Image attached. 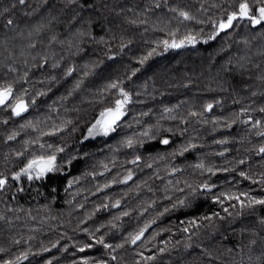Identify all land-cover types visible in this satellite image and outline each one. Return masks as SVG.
Listing matches in <instances>:
<instances>
[{
    "label": "trees",
    "instance_id": "16d2710c",
    "mask_svg": "<svg viewBox=\"0 0 264 264\" xmlns=\"http://www.w3.org/2000/svg\"><path fill=\"white\" fill-rule=\"evenodd\" d=\"M14 2L15 0H0V11L11 8ZM90 2H94L97 7L107 3L109 9L125 8V11L119 15L108 9L94 12V18L99 17L93 25L95 39L85 36L81 38L82 42L70 36L74 27L68 24L71 6L65 7V0H48L47 4L43 0H26L24 6L16 3V7L9 14L13 16L15 23L9 28L4 27L5 17L0 16V84L15 80L16 90L27 88L29 99L41 89L46 93L38 96L36 103L30 105L28 112L22 117H10L7 124L2 120L9 116V112L0 108V171L8 173L18 170L30 152L38 149V145L24 148L23 142L26 139L39 136V132L31 127L20 128L25 120H38L39 127L45 131L54 122L58 124L64 119L72 122L62 132L40 137L43 142L65 146V151L58 154L59 162L64 168L62 173H50L42 180L31 182L26 178L20 182L10 181L8 188L0 191V215L4 217L0 219V246L8 249L7 252L0 253V259L7 258L30 244L33 250L43 245L48 246L50 251L30 257L24 264H38L45 259H52L53 264H71L80 255L110 260L107 250L101 245H95L84 253L77 252L74 241L94 243L86 233L78 229L87 227L90 231H95L103 224L104 227L97 234L107 233L106 241L115 244L124 239L127 233L137 231L146 221L152 219H155V223L149 225L141 241L136 245L126 244L123 248L116 249L115 255L119 264H136L139 259L138 251H143L145 255L156 254L157 259L149 264H195L197 258L207 264L209 258L201 255V244L216 248L220 252H223L225 246L233 247L235 255L239 252L235 245L242 239L243 243H247V234L242 238L239 229L242 226H254L258 217L264 215V206L258 205L255 210L246 209L243 216L235 219L228 217L224 221H217L216 231L211 227H202L199 234L193 236V244L189 249L184 248V237L188 234L181 231L187 220L211 211H221V206L212 202L211 193L189 196V206L170 209L159 217L157 213L188 193L185 181L197 183L210 177V182L216 184L213 193L232 188L237 191L250 190L253 195H264V190L258 184H253L238 174L240 170L256 175L264 172V154H257V148L264 143V137L257 136L255 129L239 120L230 128H225L219 125L227 123V120L221 119L215 130L212 122V117L232 118L241 107L257 109L248 114L254 118H264V113L258 110L264 104V81L259 79L264 74V52L260 51L264 42L257 38L250 45H245L240 37L247 36L251 39V34L247 29L241 28L229 35L221 33L215 40L207 43L198 41L196 46H185L167 52L161 48L158 54L140 65L135 57L155 47L153 40L167 38L166 32L152 27L158 19L170 22V27L179 26L180 33L186 28L196 31L203 28L201 35H208L210 24L202 25L196 21L181 23L176 19V13L165 6L164 0H160V8H155L152 0ZM214 2L223 0H167V5L186 8L195 16L206 19L218 12L211 7ZM201 3L209 9L207 13L199 11ZM146 4L151 8L146 13L149 24L128 23L125 17H133L134 13L127 9L143 11ZM104 16H107V20L103 19ZM41 23L48 27L38 36L29 37L28 32ZM102 24L104 27H101ZM145 28L148 30L145 31ZM52 34H56L58 40L73 39V47L69 48L67 43L49 44ZM121 35L132 40L123 52L119 49ZM100 36L105 38L103 42L99 41ZM113 36L116 39H112ZM30 40L37 41L34 49L27 47ZM75 43H79L83 51L77 52ZM109 51L116 52L117 56L109 59L105 55ZM43 56L48 57V63L41 66ZM241 56L247 58L246 61H241L245 64L244 69L236 64ZM25 60L28 61L27 65ZM229 60L232 61L231 64L228 63ZM55 61H59V66L53 68ZM8 64H12L17 71H9ZM93 64L96 67H92ZM68 66H74L75 71L70 76H65L64 71ZM134 67L140 70L130 79H125ZM225 68L231 71H225ZM25 71L29 73L27 83L17 79ZM86 71L89 74L84 76ZM52 76H55V80L50 79ZM117 77L123 79V86L133 93L132 103L127 106L125 116L118 122L115 132L94 139H83L87 134V126L103 106L96 97L103 95L106 98L105 105L111 104L117 98L115 90L109 93L99 91L107 81ZM77 80L83 82L80 88L74 89ZM70 90L71 96L68 95ZM253 92L256 93L255 96L252 95ZM207 101L218 103H214L210 112L204 111L203 117L188 116L186 123L179 118L160 119L165 106L179 105L174 109V115L180 117L187 116L192 108L203 111L202 105ZM205 118L208 123H200ZM158 121L163 128L155 139L141 136L149 124L156 125ZM73 127L76 128L75 132L71 131ZM169 127L174 131L169 133L164 130ZM13 130L18 131L19 135L9 141L6 136ZM152 131L155 133L156 129L153 128ZM162 135L170 137L168 145L160 143ZM127 136L142 139L143 144L128 148L121 143ZM224 137H228V141L220 144L218 141ZM189 140L196 145L194 148L188 149L183 155L179 152L172 155ZM224 148H228V151L220 155ZM15 151H24V156H15ZM69 154L76 156V159L71 165L63 164V158ZM137 154L142 156L138 166L131 163L133 156ZM240 159H245V163L238 164ZM201 160L208 165L231 167L235 170L218 172L214 176L207 172L201 175V170L195 167ZM149 163L151 167H146ZM104 165H107V169ZM176 166L181 170L171 173L169 169ZM129 168L135 173L132 180L100 187L113 178L120 181ZM74 178L75 182L69 187L68 181ZM18 188H23V191H18ZM181 188L184 192L178 190ZM169 196L171 200L167 198ZM116 199L121 200L119 207L112 206ZM100 204H108V207L98 209L97 205ZM142 208L147 211L141 212ZM126 210L129 211L127 216H119L120 212ZM229 210L234 211L231 208ZM113 217L118 219L113 221ZM109 221H113L118 227H112ZM181 221L185 224L182 225ZM162 228L165 231H160ZM153 233H156L155 238L148 240ZM221 233L228 239H222ZM13 238L20 239L21 243L14 244ZM57 240L60 241L59 245L52 248L51 244ZM161 241L180 243L170 251L160 254L158 248L165 246ZM64 244H68L66 252L62 250ZM141 244L144 246L141 247ZM260 251L256 247V254ZM233 255L225 254L220 260H212V264H232ZM235 258L236 261L239 260L238 255ZM110 264H117V261L110 260Z\"/></svg>",
    "mask_w": 264,
    "mask_h": 264
},
{
    "label": "snow or ice",
    "instance_id": "6c2138e0",
    "mask_svg": "<svg viewBox=\"0 0 264 264\" xmlns=\"http://www.w3.org/2000/svg\"><path fill=\"white\" fill-rule=\"evenodd\" d=\"M45 4H47L48 0H43ZM16 3L21 6L26 4V0H15L12 4L11 8H4L0 11V16L5 17L6 23L4 24L5 28H9L10 26H14V18L12 15V10L16 7ZM165 6L169 7V11L176 13V19H178L181 23L185 21H196L198 24H210V32L208 35H201L204 32V29L201 28L199 31L193 30L191 28H186L183 33H180L179 26L170 27L168 21L158 19L156 22L152 24L154 29H158L159 31L166 32L167 38H161L157 40H153L152 44L155 47H152L146 51L145 54L135 57L138 64L143 65L145 62L152 57L154 54H158V50L162 48L164 52H167L169 49H180L187 45L195 46L198 41L203 40L207 43L209 40H215L221 33L225 35H229L231 33L236 32L237 29H247L251 34V39L247 36H241V40L245 45H250L252 40H256L260 38L262 42H264V0H223V2H214L211 7L217 9L218 12L215 16H208L206 19L195 16L191 11L186 8L177 7V6H168L167 0H164ZM152 4L155 8H160L161 3L160 0H152ZM71 6V15L68 20V24L74 27V31L70 33L71 37L77 38V40H81V38L87 36L95 39L93 34V25L97 22L99 17L94 18V12H101L103 9H108L109 11L116 12L119 15L121 12L125 11V8H119L118 10L115 8L109 9V5L107 3L97 5L94 2H90V0H65V7ZM36 11V9H33ZM127 11L133 12V17H125L128 23L132 25H147L149 24V18L146 13L151 11L149 5H144L143 11H136L135 8H128ZM199 11L207 13L209 11L208 8L205 7L203 3L200 4ZM87 13V15H85ZM26 15H31V13H26ZM143 17V18H141ZM52 19H56V17H52ZM104 20H107V16L103 17ZM162 25V26H161ZM48 25L46 24H38L35 26L34 30H30L28 32V36L32 37L33 35L38 36L41 31H43ZM101 27H104L102 24ZM145 31L148 29L145 28ZM110 31V29H109ZM112 39H116L115 36L111 37ZM104 37L100 36L99 41L103 42ZM41 43L43 41H40ZM52 42H58L61 44L67 43L69 48L73 47L74 41L69 38L67 41L58 40V36L56 34H52L49 40V44ZM82 42V40H81ZM132 43L130 38L126 39L123 35L120 36L119 49L121 52ZM37 41L30 40L27 45L28 48L34 49L36 47ZM75 47L77 52L83 51L80 47L79 43H75ZM111 46L109 45V48ZM260 51L264 52V43L261 44ZM23 55V52L21 53ZM105 55L108 56L109 59H113L117 56L116 52H107ZM35 59V57H33ZM246 56H241L240 60L236 62L240 69L245 68V64L241 61H246ZM24 63L27 65L28 61L25 60ZM48 57H42L41 66L47 65ZM102 63V61H101ZM229 64L232 63L231 60L228 61ZM35 67L36 65H32ZM59 66V61H55L52 64L53 68ZM9 71L15 72L17 69L13 67L12 64L7 65ZM87 67V65H85ZM92 67H96L95 64ZM259 67V65H256ZM140 69L132 68L131 74L126 76L125 79H130L131 76H134ZM75 71L74 66H68L65 71V76H70ZM225 71H231L229 68H225ZM89 73L86 71L83 73L84 76H87ZM29 73L25 71L23 75L17 77L18 80L28 82ZM50 79L55 80V76L50 77ZM260 80L264 81V74L259 77ZM82 80H77L74 84V89L80 88L82 84ZM123 79L117 77L115 79L109 80L105 83L103 88L99 89L101 93H109L115 90V94L117 96L116 99L111 104H104V100L106 99L103 95L96 97V99L103 105L99 114L93 119V121L87 126V134L83 137V139H88L90 137H94L97 135L107 136L112 132L116 131V127L118 126V122L121 121L122 117L125 116L127 112V106L132 103L133 93L127 90L124 86ZM73 89V90H74ZM45 91L41 89L37 91L34 95L29 99V93L27 88H22L17 91L15 87V80L6 81L0 84V108H3L9 112V116L3 118L2 122L7 124L10 117H22V115L28 112L30 105H34L36 103V98L38 96L45 95ZM140 93H136L139 95ZM69 96L72 95V90L68 93ZM253 96L256 95L255 92L252 93ZM61 99H66V97H61ZM214 103H218V101H207L202 105L203 111H198L194 108L189 109L187 116L177 117L174 115V109L178 108L179 105H173L171 107H164V114L161 115L160 119H181L183 122H187L188 116L192 117H203L204 111H211L213 109ZM51 107V106H50ZM257 109L250 107H241L237 113H234L232 118H222V117H212L213 122V130L218 126L217 122L221 119H226L227 123L223 125H219L220 127L230 128L232 125L237 123L239 120L243 124L250 125L251 128L256 130V135L264 137V118H254L252 115L248 113L256 111ZM260 113H264V104L260 105L258 108ZM140 115H147V113H140ZM46 119H50V117H46ZM70 119L61 120L60 123H53L50 127L47 128V131L41 129L39 127V121L33 122L32 119L25 120L23 124L20 125V128L23 129L25 127H31L32 129L39 132V136L36 138L26 139L23 144L24 148L28 149L31 145H38V149L30 152L28 158L25 162H23L22 166L18 168V170H12L11 172L0 171V191H4L11 182H20L22 179L26 178L27 181H37L46 178L50 173H62L64 168L62 167L61 162H59L58 154L63 153L65 151V146H61L59 144L46 143L43 142L40 137L45 135H55L56 133L62 132L65 130L69 124H71ZM200 123H208V120L201 119ZM153 128L156 129V132L153 133ZM163 128V125L159 124V121L156 125L149 124L145 130L141 133V136L147 137L149 139H155L156 135L160 134V129ZM166 132H173L174 129L169 127L164 129ZM186 130V129H185ZM71 131L75 132L76 128H72ZM19 135V132L13 130L11 133L7 134L6 139L11 141ZM228 137H224L220 141V144H225L228 141ZM122 144L126 145L128 148H133L135 145L143 144L142 139H138L135 136H127L122 141ZM160 143L164 145H168L170 143V137L167 135H162L160 139ZM196 145L189 140L186 144H182L177 150H175L172 155L175 156L176 152H179L180 155H183L190 148H194ZM255 147V146H254ZM228 148H224L220 155H223L224 152H227ZM250 151V149H249ZM257 154H264V143H261L257 148ZM86 155V154H85ZM15 156L22 157L24 156V151H15ZM8 157H5L7 161ZM76 159V156L69 154L66 158H63L62 163L71 165L73 161ZM247 159V157L245 158ZM245 159H240L237 161L238 164H244ZM142 160L141 155H134L131 163L138 166V162ZM154 162V161H153ZM105 169H107V165H104ZM146 167H151V163L146 164ZM196 168L201 170V175L204 172L209 173L214 176L218 172H229L235 170L231 167H215L212 165L206 164L203 160L199 161L196 165ZM181 168L179 166L171 167L169 171L171 173H176L180 171ZM239 176L243 177L253 184H258L262 190H264V172H260L259 175L249 174V172L240 170ZM92 175H95L93 173ZM135 173L131 168L126 170V174L121 178L120 181H117L116 178L107 181L104 185L100 187H108L111 184H116L118 182L127 183L132 180ZM75 182V178L73 180L68 181V186ZM141 183H144L141 181ZM171 183V181H169ZM179 183V181H177ZM185 187L188 189V193L182 197L176 199V201L168 206L163 208L162 212L157 213V217L162 216L164 213L169 212L170 209H176L181 206H189L191 201L188 199L189 196L196 197L198 195L209 194L211 193V200L213 203L221 206V211H211L205 215H201L199 217H191L187 220L186 225L182 227L181 231L187 233L188 235L184 237L185 243L184 248L189 249L193 244V236L199 234V231L202 227H211L213 231L217 230V221H224L228 217H236L243 216L246 209L255 210L256 206H264V195H253L249 191H237L232 188H228L226 190H222L216 193H213L212 190L216 188V184L210 182L209 179H204L197 183H189L185 181ZM99 191V188L97 189ZM181 192H184V189H178ZM18 191H23V188H18ZM55 191V189H53ZM151 191V189H149ZM171 200V197H167ZM227 202V203H226ZM155 204V201L151 202ZM121 204L120 199H116L112 206L119 207ZM78 207H82V205H77ZM108 204H100L97 205V208H107ZM233 209L234 211H230L229 209ZM147 211L146 208H142L141 212ZM223 213V214H222ZM129 211H122L119 213V216H127ZM4 217L0 215V219ZM87 218V217H86ZM118 219V217H113V221ZM113 221H109L108 223L112 225V227H118ZM207 222V223H203ZM84 223V221H81ZM155 223V219L146 221L143 226H141L137 231L127 233L126 237L122 239L119 243H110L106 241L105 234L98 235L100 229L104 227L101 224L95 231H90L89 228L83 227L78 230L86 233L92 242H76L73 244L76 248V251L79 253H84L88 249H92L95 245H101L105 250H107V256L110 257L111 261H117V256L115 255L116 249L123 248L126 244L136 245L138 241H141L142 237H144L146 230L149 225ZM181 224L184 225L185 222L181 221ZM160 231H165V229H160ZM233 231H236L233 229ZM239 233L243 238L245 234H247V243H243V239L241 242L235 245L236 249H239V252L233 255L234 248L233 247H224L223 252H220L216 248L205 247L203 244L200 245L202 248L201 255L207 256L209 258L207 264H212V260H220L221 257L225 254L233 255L232 264H264V215L259 216L257 223L252 226H242L239 229ZM67 235V233H65ZM156 233H153L152 237H149L148 240H152L155 238ZM222 239H228L226 235L221 233ZM32 239V237H29ZM71 239V237H69ZM14 244H20L21 240L17 238H13L12 241ZM60 241L57 240L51 244L52 248L57 247ZM164 244V247H159L158 252L160 254H164L170 251L171 248H175L176 245L180 243V241H176L175 244H170L167 241H161ZM144 245L141 244V247ZM259 247L261 251L259 254H256L255 249ZM62 250H68V244L62 245ZM8 249L0 246V253L7 252ZM50 248L48 246H41L39 249L33 250L32 246H29L7 258L0 259V264H24L25 261H29L30 257H34L39 255L40 253L49 252ZM139 259L136 261V264H149L150 261H155L157 259L156 254L145 255L143 251H138L137 253ZM239 256V260L236 261L235 256ZM109 259L104 258H95L90 255H80L76 259L71 261V264H110ZM38 264H53L52 259H45L42 262H38ZM195 264H204L203 261H200L197 258ZM225 264H229V262H225Z\"/></svg>",
    "mask_w": 264,
    "mask_h": 264
},
{
    "label": "rangeland",
    "instance_id": "374dc122",
    "mask_svg": "<svg viewBox=\"0 0 264 264\" xmlns=\"http://www.w3.org/2000/svg\"><path fill=\"white\" fill-rule=\"evenodd\" d=\"M209 41H212V40H209ZM208 41V42H209ZM201 42H204L203 40H201ZM187 46H192V45H187ZM196 46V45H195ZM169 50H178V49H169ZM100 136H104V135H97V136H94V137H90V138H88V139H94V138H96V137H100Z\"/></svg>",
    "mask_w": 264,
    "mask_h": 264
}]
</instances>
